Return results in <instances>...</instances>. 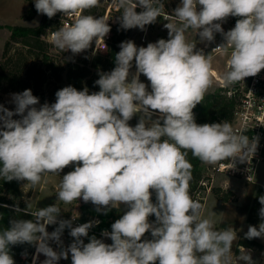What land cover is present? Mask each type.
Listing matches in <instances>:
<instances>
[{"label":"clouds","instance_id":"obj_1","mask_svg":"<svg viewBox=\"0 0 264 264\" xmlns=\"http://www.w3.org/2000/svg\"><path fill=\"white\" fill-rule=\"evenodd\" d=\"M111 2L120 10L124 30H146L164 9L161 0ZM99 4L100 0H35L34 6L49 19L57 13L75 18L52 31L49 40L61 52L77 55L111 31L105 18L83 14ZM138 6L143 11L137 13ZM172 16L174 21L165 24L168 39L146 47L131 40L120 44L114 69L98 73L94 84L99 91L90 94L87 87L66 86L55 93L54 103L37 108L39 98L25 89L11 94L14 110L0 104V180L26 181L35 188L45 175L60 176L74 165L61 179L59 201L82 199L105 214L121 205L127 209L110 232H102L111 244L89 237L99 221L73 227L72 220L58 219L61 209L56 205L31 212L34 220L12 219L0 231V264H15L10 246L25 243L35 246L32 264L40 254L46 257L42 264H58L69 253L72 264H256L251 250L242 246L233 260L237 230H216L214 221L203 217L202 203L190 193L189 152L202 163L232 161L234 167L237 158L244 162L254 155L258 137L235 131L228 121L196 123L193 109L213 84L212 56L195 50L185 32L195 30L202 42L214 41L216 33L223 36L224 43L213 51L228 55L223 82L232 86L264 69V0H181ZM229 16L239 19L224 32L221 22ZM141 74L150 82V91ZM137 115L138 123L130 126ZM259 203L264 221V195ZM13 210L21 211L18 206ZM49 225L58 226L49 233ZM66 228L74 239L64 248L61 237ZM148 232L152 238L142 240ZM244 238H264V222L249 225ZM50 241L62 250H54ZM22 256L27 258V252Z\"/></svg>","mask_w":264,"mask_h":264},{"label":"rangeland","instance_id":"obj_2","mask_svg":"<svg viewBox=\"0 0 264 264\" xmlns=\"http://www.w3.org/2000/svg\"><path fill=\"white\" fill-rule=\"evenodd\" d=\"M161 2L164 5V9L162 10L161 13L173 15L175 8L180 5L181 0H161ZM99 6L105 9V5L103 4L102 0H100ZM199 7L200 6L198 5V9ZM27 8H28V0H0V24L3 25V28L0 29V68L2 64H5L7 62V59L12 58L13 60H17L18 62H20L21 65L22 64L24 65L23 74H22L23 76L25 75L27 67H29L35 61H36L35 63L39 65L40 64L38 62L39 60H35L34 58L28 56L29 53L26 52L27 48L23 43L20 42H13L10 44L7 56L4 55V51H5L6 43L10 38V30L7 27L8 25L36 26L41 23L43 17L42 14H37L33 19L26 18ZM136 11L137 13H139V8H136ZM83 14L87 15L86 11ZM63 18L64 16L62 13H58L53 18H51L52 21H55V24H53L55 28L53 27L54 29H50V30L48 29V34L44 36V39L47 42L49 53L53 56L55 62L60 65H66L67 61H69V59L72 57L73 54L71 53V51L61 52L59 49L55 48L50 43L49 34L52 31L58 30L61 27L60 23ZM237 19H239V17L229 16L227 18V20L232 24H236ZM173 21H174V16L168 18L167 20H165L163 16H160L157 18L155 23L151 25H147L146 30L144 31L140 30L139 28L131 29L128 41L129 40L133 41L137 47H141V46L146 47L147 44L150 42L154 43L159 39L166 40L169 37H168V29L165 27V24ZM115 22L117 21L115 20ZM114 23L108 22L109 25H113ZM109 35H111V31ZM185 36L189 43H198L199 41L201 47L202 44L205 42V41L202 42L197 32L192 29H188L185 32ZM215 39H216V35H215ZM100 53H106V49L102 50L100 48H97V41L94 40L91 47L88 50L80 54H77V56L79 57V60H81L80 62L82 64H86L87 62L91 61L94 55ZM227 56L228 55H225L224 58L217 55L216 57L212 58V64H215L220 68H223ZM134 66H135V62H133V67L130 70L133 73H134ZM262 71H264V69H262ZM142 82L145 84L148 82L147 78L143 74H142ZM216 88H219V86L218 83L213 78V84L208 89L206 94L210 93L211 91H214ZM44 89H48V84L46 86H43L41 89H39V91H35V89L31 90L33 95L39 98L40 101L39 104H42L44 97V96L42 97V95ZM13 93H19V91L12 90L3 85H0V104L8 108L9 110L15 109V105L11 102V94ZM19 118H20L19 116L13 117V119H19ZM156 118L157 116L154 115L153 119ZM138 120H139V115L134 116L133 119L129 121L130 126H135L138 123ZM214 166L215 165H208L202 163V167L204 171V178L202 180L207 181V179H209L207 185L211 184V189L208 188L206 190H203L199 197L200 198L199 202H201L202 205L204 206L203 217L212 219L214 221V227L216 230L222 231L228 228H234L235 230H237L238 239L237 241H234L232 245V255L234 261L236 257L239 255V249L242 246L246 250H251L252 258L254 261H256V264H264V238H255L259 244L254 245L252 247H246L240 244V240L245 239L244 234L247 232L249 227V225L246 222V217L250 202L254 195L253 193H255L257 187H264V159L257 164L255 176L251 181L245 180L240 176H231L216 172V170H214ZM73 170H74V165H70L60 173V176L54 174H47L44 176L41 183L38 184L35 188H33L29 184H26L24 186V192H25V199L29 205V209L32 212H35L36 209L38 208H45L47 206L56 205L61 209V213L58 218H63V219L70 217L72 214L76 212H81L83 210V206L86 204H90L91 202L85 203L83 202L82 199H80L78 201H73L71 204H65L57 199L59 185L63 175ZM213 187L221 188L220 195L222 196H224L226 192L229 190L233 191L234 195L227 202L221 201L217 199V197L213 194L212 192ZM90 210L92 209L90 208ZM126 211L127 209L125 208V206L121 205L119 208H117V212L115 213L113 219H115L116 221L117 219L121 218V216ZM154 221H155V216L154 215L150 216L149 222L151 223ZM54 230H55L54 225H49L47 227V231L49 233H51ZM151 238H152L151 233L148 232L145 234L144 237H142V240L151 239ZM61 239L63 241L64 248H66L72 242L71 239H69L66 236L65 232H63ZM49 244L51 247H53L54 250L58 252L62 250L53 241H50ZM26 249L32 261V257L35 254V246L27 244ZM45 259L46 257L43 254H40L37 264H42V261H44ZM58 264H72L71 254L69 253V258L67 260L63 258L60 259L58 261ZM240 264H243V262H240Z\"/></svg>","mask_w":264,"mask_h":264},{"label":"trees","instance_id":"obj_3","mask_svg":"<svg viewBox=\"0 0 264 264\" xmlns=\"http://www.w3.org/2000/svg\"><path fill=\"white\" fill-rule=\"evenodd\" d=\"M35 0H28L27 19H33L38 13L34 6ZM105 9L98 6L86 11V14L103 17ZM58 14V13H57ZM120 12L117 16V22L111 27V35L107 41L106 53H100L93 56L90 62L82 64L77 55L67 61L66 65H60L55 62V59L48 51L47 42L44 36L48 34V29H54L55 21L43 15L41 23L36 26L31 25H8L10 30V38L6 43L4 55H8V49L13 42H20L25 45L28 56L39 60L40 63H32L23 76L24 65L12 58L7 59L5 64L0 68V85L9 89L20 92L25 89H35L39 91L43 86L48 84V89L43 91L42 104L48 102L54 103L56 100L55 93L66 86H73L77 90H83L85 87L89 89V93L99 91V86L94 82L99 79V72H110L115 67V56L120 51V44L128 41L130 30H124L119 22ZM54 27V28H53ZM3 25L0 24V29ZM40 52V53H39ZM85 62V61H84ZM7 64V65H6ZM26 67V66H25ZM48 92V93H47ZM49 95V97H48ZM47 96V97H46ZM42 104L36 105L39 108ZM236 108V100L227 96L222 88H216L208 94H205L204 100L197 104L193 109L195 121L198 124L204 123H222L228 121L232 124L234 112ZM134 127V126H133ZM187 159L192 164V180L190 182V193L193 196L194 192L200 187V182L204 178L202 162L198 158H194L191 152L188 153ZM26 181L7 182L0 180V231L10 226L9 221L12 219L34 220L29 209L28 202L25 199L24 186ZM221 188L213 187L212 192L221 201H229L234 195L233 191L229 190L224 196L220 195ZM264 195V187H257L250 207L248 209L246 222L248 225L257 226L264 222L259 216V210L262 205L259 203V196ZM152 201L155 203V193L152 194ZM3 205H8L4 207ZM14 206H18L21 211L19 213L13 210ZM83 211H90L86 205L83 206ZM95 213V210H91ZM117 208H112L107 211L105 218L115 216ZM240 244L246 247H252L259 244L256 239L248 240L241 239ZM27 243L21 245L10 246V254L13 256L15 264H31V257L27 253V258L22 256V253L27 252Z\"/></svg>","mask_w":264,"mask_h":264},{"label":"built area","instance_id":"obj_4","mask_svg":"<svg viewBox=\"0 0 264 264\" xmlns=\"http://www.w3.org/2000/svg\"><path fill=\"white\" fill-rule=\"evenodd\" d=\"M102 2L105 5L104 18L108 20L107 22L114 23L115 20L117 21V16L120 10L112 4L111 0H102ZM137 8H139V12L143 11L141 7L138 6ZM161 16L167 20L171 15L161 13ZM74 19V17L64 16V18L61 20L60 26L62 27L63 24H71L74 22ZM221 26L224 32H227L234 28L235 24H232L226 19V21L221 22ZM215 35L216 39H214L212 42L205 41L202 44L201 50L205 55L210 54L212 58L216 57L217 55L225 58V55L213 51L217 46L224 43V38L220 33H216ZM109 37L110 35L108 34L103 39L97 40V48L102 50L106 49ZM230 51L231 49H229V54ZM227 60L228 56L226 57L223 68L212 64V77L218 83L219 88L224 90V93L227 96L236 100V108L231 124L234 130L247 135L249 138L258 137V146L254 155L249 156L248 160L241 162L237 158L234 162V167H232V161H222L215 164L214 170H216V172L231 176H240L245 180L251 181L255 176L257 164L264 159V71L261 70L258 75L254 77H247L244 79V81L238 82L232 86H225L223 82V75L228 70ZM207 182H209V179H207V181L201 180L199 185L200 187L194 192L192 196L194 200L199 201L201 192L208 188L211 189V184L207 185ZM86 207L89 210L90 208L95 210V213H92L91 210L88 212H84L82 210L81 212L72 214L70 217L65 218L64 220H72L73 227L90 221H99V224L95 225L89 230V237L94 235L98 239H102L105 243L111 244V239L103 237L102 232L104 230L110 232L111 225L115 221H112V217H108L107 225H105L104 217L107 216V213L105 214L103 210L98 212L96 206L92 203L86 204ZM57 226L58 225H54V229ZM69 231L70 230L67 228L64 230L66 236L71 239V241H73L74 238L69 235ZM83 239L85 243L88 242V238Z\"/></svg>","mask_w":264,"mask_h":264},{"label":"crops","instance_id":"obj_5","mask_svg":"<svg viewBox=\"0 0 264 264\" xmlns=\"http://www.w3.org/2000/svg\"><path fill=\"white\" fill-rule=\"evenodd\" d=\"M196 44V49L195 50H197V51H200V42L198 41V43H195ZM134 62V61H133ZM136 71V69H135V66H134V72ZM140 80H141V82H142V74H141V76H140ZM146 85L148 86V90L150 91L151 90V88H150V82L148 81L147 83H146ZM254 194V193H253ZM252 197V196H251ZM252 201V200H251ZM250 204H251V202H250ZM249 207H250V205H249ZM36 210H38V209H36Z\"/></svg>","mask_w":264,"mask_h":264}]
</instances>
